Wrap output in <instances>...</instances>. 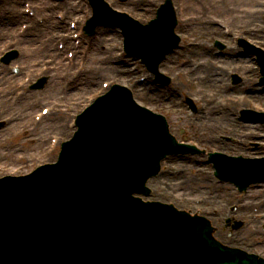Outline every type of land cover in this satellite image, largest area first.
I'll list each match as a JSON object with an SVG mask.
<instances>
[{"label":"rangeland","instance_id":"rangeland-1","mask_svg":"<svg viewBox=\"0 0 264 264\" xmlns=\"http://www.w3.org/2000/svg\"><path fill=\"white\" fill-rule=\"evenodd\" d=\"M4 1V6L2 4L0 10L4 7L7 8L11 4V0ZM18 1L19 10L21 11L23 3L31 2L34 4V2H38V0ZM157 1L159 0H152L154 3ZM43 2L51 7L49 0H43ZM147 2V0H142V3L138 2L137 5L133 7L131 5L130 9L125 10L133 17L142 15V18H145L144 8L150 7ZM251 2V9L255 16L252 17L250 26H247L241 19L237 21L236 12L229 15L213 14L197 18L200 20H210L211 24H213L212 26L219 34L214 31V33H211L210 31L208 34H203L202 38L195 39L197 32L200 31V27L199 29L189 28L185 31V34L181 35L183 42L189 43L186 46L191 48L186 53V58L194 60V64L201 62V65L203 63L209 65L214 63L217 68H215V71H211L212 69H208V67L200 66L198 70L192 69L186 71V65L183 66L186 58H182L180 55L176 58L170 57L166 61L167 63L165 62L166 65L164 63V67L161 69L162 72L171 76L172 80L168 87L153 84L152 77L144 66L140 62H136V59L129 58L122 53L121 34L116 27L114 29L115 36L107 34L104 30L105 28H101L99 32H95L97 34H95L96 42L91 59L89 57V46L86 44L87 38L80 36L78 38L80 40L79 48L73 54L74 57L71 60L67 56H69L68 53L70 51L74 53L76 45L74 42H67V40L70 34L71 36L72 34H76L77 30L71 31L68 25L71 22L76 23L77 17L81 18L80 22L78 21V26L82 25V21L86 17L71 13L70 11L66 12V10L60 11L62 7L48 9L47 6V9H41L43 15L37 11L32 12V15L25 13L24 19L30 21H25L26 23L22 20L16 22L12 25L13 30L10 31H13L14 35L20 34L18 37L25 36L26 41L33 49V52H29L32 58L28 55V57L22 55L21 48L23 44H16L17 42L12 39L14 35L10 36L12 35L10 31H8V34L10 33L9 36L3 35L4 32H0V47L6 50L12 46H16L18 50L17 58L9 65L0 63V120H6V125L0 129V175L25 174L40 163L52 161L55 158L58 146L54 151L49 153L50 139L56 138L58 143L69 138L73 132L71 121L74 118V113H77L79 110L81 111L90 99H94L103 93L109 88L111 83L127 86L134 92L139 103L152 108V110L169 114L171 123L173 124L171 132L180 141L183 140L179 135L181 128L187 127L194 130L195 127L200 128V125H202L205 132L204 137L207 140L216 141L214 142L217 143L214 145L216 148H218L220 143L221 145L223 143L218 139V134L229 136L233 140L241 139L245 144L241 145V151L234 152L235 155H245L246 150L249 151L248 148L257 149L260 145L264 146V129L262 126L259 125L258 128L253 124L243 126L235 119V115L239 116L240 110L243 109L242 107L264 111V93H262L264 88L259 83V69H256V63L253 61V58L234 59L236 54H233L232 57L224 56L231 52L229 51V47L238 48L236 44L237 39L235 38L243 34L245 35L244 38H248V41L252 45L264 51V0H251ZM187 3L188 0L181 1V4H185V6ZM114 4L116 8L125 6L117 3L116 0ZM204 5L205 9L210 7L211 11L215 8L213 0H205ZM77 7L79 10L82 9L78 5ZM233 7L235 6L232 5L231 8ZM219 9L222 10L221 8ZM4 11H7L6 17L0 16V25L5 24L3 27L8 24L11 14V10L8 11L7 9H2L0 13L3 15ZM215 12L216 10H214ZM46 13H50V20L54 21L55 26L59 23L56 14L62 13L65 15L63 31H59V29L57 30L53 26L52 28L47 27ZM185 19L186 22L188 20L193 21L190 15L185 17ZM222 19H227L230 22L231 20L236 21L234 24L231 22L235 31H229L228 37H222L220 29L215 26L216 21H223ZM37 21L38 25H43L41 27L44 29L42 41L36 38L41 34L37 35V33L31 34L29 32V27L33 28ZM22 24H26L27 28L24 29L26 31H22ZM3 27L1 26V28ZM240 28L246 31L249 29L250 31L240 32ZM103 34H106L104 38ZM107 36L108 39L105 40ZM101 38L102 44L99 43ZM219 38L225 48L223 49V56L216 57L217 54L214 53L213 41ZM227 40L232 44L227 43ZM191 42H194L196 45H190ZM61 43L64 45V49L60 51L58 46ZM240 52L242 51L240 50ZM56 53H60V55L56 57ZM25 58L26 62L34 58L37 60L31 70H29L30 68L26 69ZM67 58L70 61L66 64ZM22 65L24 67L21 68ZM122 65H124V68ZM119 67L123 71L119 72ZM65 72L68 76L65 75ZM235 73L240 77V83L236 82L232 84V75ZM41 74L47 75L50 79L45 89L32 91L27 88ZM205 75H209L210 78L205 77ZM103 83L107 84L106 89L102 88ZM21 84L22 86H20ZM55 84H57L56 87ZM183 97L192 99L199 109L203 111L204 119L202 122H200V117H197L196 123H193L192 120L189 123L184 120L181 113L178 114L177 108L182 106ZM17 101L21 103L17 104ZM152 101H155L157 104L152 106ZM211 103L213 104L211 105ZM221 106L228 108L226 112L227 117L222 115L224 109ZM42 108H50L51 112L38 121V117L42 115ZM214 109L217 112L213 111ZM53 113L58 114L62 118V129H64L62 131L66 129L64 135L56 128L58 122L55 121V118L51 117ZM179 119H183L182 122H178ZM227 145L229 144H226V148L229 149ZM197 167L204 169L203 166ZM207 169L208 167H206ZM180 173V178L183 177L180 184H173L175 179L171 178L172 176H169L165 183H157L158 186L154 190L157 194L156 198L159 196L158 191L160 192L162 188L166 187L168 189V199L174 201L177 206L184 204L183 206H188V208L194 210L200 204L202 205L203 200L207 202L209 199L214 201L216 199L214 192L220 193L222 196H229L230 194L228 189L224 188L223 185L210 182L208 180L210 176L207 171L185 168ZM263 195L264 190L254 188V190L249 191L247 194L238 196L237 200L245 202L244 205H248L249 202L252 205L254 202H257L256 199L258 197L261 199ZM249 218H251V215L248 214L246 219ZM250 233L251 231L248 229L242 233L241 237L245 239L251 235Z\"/></svg>","mask_w":264,"mask_h":264},{"label":"bare ground","instance_id":"bare-ground-1","mask_svg":"<svg viewBox=\"0 0 264 264\" xmlns=\"http://www.w3.org/2000/svg\"><path fill=\"white\" fill-rule=\"evenodd\" d=\"M107 2H108V4L110 5V6H107L104 2L102 3L100 0H82L81 2H83L84 4H85V7H83L81 10L82 11H84V10H87L86 12H87V14H92L93 13V11L94 12H97V14L96 15H94L93 17H92V20L91 21H88V20H85L84 22H85V25H83L82 27H81V29H84V30H81V32H84V33H87V35L91 38V43H93L94 42V40H95V37H96V31H98L99 32V30L101 29V28H105L104 30L107 32V34L109 33V34H112V35H114L115 36V34H114V29H115V24H114V22H113V19H109V18H107L108 19V21L107 22H105V25H97L96 23H97V19H98V17H100V18H105L106 16H110V18H115L116 20H117V15L113 12V9H112V7H115V4L112 2V0H106ZM125 1V3H127V2H131L132 1V3H131V5H132V7L133 6H135V5H137L138 4V2H141L142 3V0H124ZM147 1H150V0H147ZM203 0H188V3H187V5L185 6V10H184V12H183V15L181 16V18H180V15H179V13L178 12H173V15H175L176 16V18H177V21H178V25L180 26V27H183V25L186 23V19L184 20V18L185 17H187L188 15H190L191 17H192V20H196V21H198V22H200V19H197L198 17L200 18V4H201V2H202ZM78 2V3H77ZM219 2H220V0H215V2H214V5H215V9H219V7H218V4H219ZM118 3H121V0H118ZM242 3H244V0L242 1ZM249 3L251 4L252 2L251 1H249ZM54 5V7H56V8H60V7H62V8H69V10H70V12H75L76 14L77 13H83L81 10H79V8L77 7V5H79L80 6V4H79V0H60L58 3H54L53 4ZM203 5V4H202ZM252 5V4H251ZM251 5H247V6H245L246 7V9H244V8H240V7H237L236 9H230V10H228L227 12H231V11H234V12H236L237 14H239L240 15V17L241 18H244V19H251L252 17H254L255 15L253 14V12H252V9H251ZM4 6V5H3ZM31 6H33V7H31ZM46 6H47V8L48 9H50L51 7L50 6H48V5H46V3H44L43 2V0H38V2H34V4H32V5H30V6H28V8H30L31 7V9H34V10H32V12L34 13L35 11H37V12H41V9L42 8H44V9H47L46 8ZM84 6V5H83ZM162 8H163V6H158V7H152V6H150V7H145L144 8V11H145V18H142V15H139V16H137V17H135V19H138V20H141V21H137L134 25H143V24H145L147 27H149V26H153L154 24H156V19H155V12H159L160 10H162ZM3 8H1V10H2ZM4 9H7L8 11H10L11 10V14H10V16H9V22H8V24H7V26H6V28H2V32H4L3 33V35H7V36H9V34L10 33H12V35H10V36H13L14 35V32L12 31H10V30H13V28H12V25L14 24V23H16V22H19V21H24L25 19V16L23 15V13H22V11L21 10H19V1L18 0H11V4L10 5H8V7L7 8H5L4 7ZM0 10V11H1ZM224 12L226 11V10H223ZM85 12V13H86ZM6 13H7V11H4V13H3V15L0 13V16H3V17H6L5 15H6ZM15 14V15H14ZM45 14V13H44ZM137 14H138V11H137ZM136 14V15H137ZM230 14H232V13H230ZM41 15H43L42 14V12H41ZM45 18H46V23H47V27H51L52 28V26L53 27H56V29L58 30H60V29H63V26L62 25H60V24H56V26L54 25V21H51L50 20V13H46V15H45ZM80 20H81V18L79 17L78 18V21L80 22ZM149 20V21H148ZM182 20H184V21H182ZM110 21V22H109ZM188 21H190V20H188ZM231 22L234 24L236 21H233V20H231ZM230 22V23H231ZM39 23H38V21L36 22V24H34V27L33 28H31V27H29V32H31V34L32 33H37V35H39V34H41L40 36H37V35H35V36H37L36 38L38 39V40H40V41H42L43 40V32H44V29L43 28H41L39 25H38ZM156 26V25H155ZM157 27V26H156ZM186 28H184L183 29V34H185V31H187V30H185ZM202 29V28H201ZM8 31H10V33L8 34ZM211 31V33H219L216 29H214V28H210V29H207V30H205V29H203V30H201V31H198L197 32V36L195 37V39H198V38H202L203 37V34H208V32H210ZM214 31V32H213ZM133 32V31H132ZM22 34V33H21ZM82 35V34H81ZM106 34H103V38H104V36H105ZM18 36H20V34H18V35H14L13 36V40H15L17 43L16 44H23V46H22V48H21V53H22V55H25L26 57H28V56H30V58H32V55H29V52L31 51V52H33V49L31 48V45H29L28 44V42L26 41V39H25V36H21V37H18ZM82 37H84V35H82ZM94 38V39H93ZM119 38H120V36H119ZM106 39H108V36L107 37H105V40ZM110 39V38H109ZM113 39V38H112ZM121 39V38H120ZM263 39H264V35H263ZM117 40H118V38H117ZM30 42V41H29ZM33 42V41H32ZM86 42H88V40H86ZM95 42H96V40H95ZM112 42H114V40H112ZM99 43H103V41H102V38H101V40L99 41ZM121 43H122V45H121V51H122V53L123 54H125L126 56H128L129 58H133L136 62H137V59H139L140 58V55L139 54H136V53H139V51H136V50H133V51H131V47H130V44H128V43H126V44H123L124 42L123 41H121ZM13 44V43H12ZM16 44H13V45H16ZM87 44V43H86ZM189 43H184L177 51H175V52H171V53H168V54H165L164 55V59H165V61H168V59L170 58L169 56H171V58H176V57H179V55H180V57H185V55H186V53L191 49L190 47H187L186 45H188ZM194 44V45H193ZM198 45H199V43H197ZM112 45V44H111ZM125 45V46H124ZM190 45H192V46H195L196 44L194 43V42H191V44ZM1 46H3V45H1ZM88 46H89V57H90V59H91V56H92V54H93V51H94V47H95V44H88ZM16 47V46H15ZM21 47V46H20ZM110 48V47H109ZM4 49L3 48H1L0 47V52H2ZM194 53V52H193ZM31 54V53H30ZM120 56H121V54L120 53H118ZM28 55V56H27ZM1 57V56H0ZM56 57H58L57 56V54H56ZM186 58V57H185ZM37 60H36V58H34L33 60H29V61H27L26 62V58H25V61H24V63H26L27 64V68L26 69H28V68H30L29 70H31L32 68H33V65H35V62H36ZM193 61L191 60V58H186V60H184V63H183V66H185L186 65V67H185V69H187L186 71H188V70H192V69H195V70H198V68H200V66H203V67H208V69H212L211 71H215V68H217L216 67V65L213 63V64H209V65H206L205 63H203V65H200V63H198V64H193V65H189V64H191ZM167 63V62H166ZM166 63H165V65H166ZM143 66H145L146 65V63H141ZM202 64V63H201ZM191 66V67H190ZM22 67H24L23 65L21 66V68ZM122 67L124 68V65H122ZM188 67V68H187ZM130 68V67H129ZM119 72L122 70L120 67H119ZM131 69V68H130ZM123 71V70H122ZM124 73H125V71H124ZM65 75L66 76H68L67 75V73L65 72ZM85 75H87V74H85ZM84 75V76H85ZM6 76V75H5ZM47 76V75H46ZM46 76H43V78L44 77H46ZM46 78H48V77H46ZM45 78V79H46ZM61 78V77H60ZM209 78H210V76H209ZM4 79H7V78H4ZM36 80V79H35ZM50 79L48 78V79H46V81H47V83L45 84V86H47L48 85V81H49ZM33 84V83H32ZM57 86V84H55V87ZM33 87V86H32ZM49 89V88H48ZM33 90H35L34 88L32 89V91ZM157 92V91H156ZM120 93V92H119ZM121 94V93H120ZM121 96H122V94H121ZM149 98H151V97H149ZM116 99H118V96L117 95H115V94H113V96H112V100L114 101V100H116ZM152 99V98H151ZM21 102H19V101H17V104H20ZM213 103H211V105H212ZM130 113H131V110L130 109H128L127 110V116L128 115H130ZM49 114V113H48ZM51 115V114H50ZM76 115H80V110L77 112V113H74V116H76ZM25 116H27V115H25ZM51 117H53V118H55V121L56 122H58L57 124V126H56V128H58L60 131H61V133H62V135H64L65 133H66V129H65V131H62V130H64V129H62V118L58 115V114H56V113H53L52 114V116Z\"/></svg>","mask_w":264,"mask_h":264},{"label":"water","instance_id":"water-1","mask_svg":"<svg viewBox=\"0 0 264 264\" xmlns=\"http://www.w3.org/2000/svg\"><path fill=\"white\" fill-rule=\"evenodd\" d=\"M49 190L52 193H58L59 190H62V184L58 181H53V184L49 187Z\"/></svg>","mask_w":264,"mask_h":264}]
</instances>
